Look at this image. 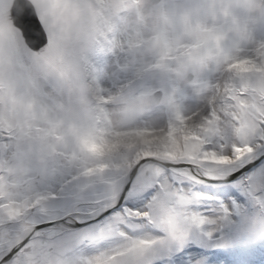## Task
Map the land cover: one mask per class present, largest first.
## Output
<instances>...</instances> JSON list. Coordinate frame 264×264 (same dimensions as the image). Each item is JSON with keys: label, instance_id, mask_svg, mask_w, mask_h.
Here are the masks:
<instances>
[{"label": "snow or ice", "instance_id": "obj_1", "mask_svg": "<svg viewBox=\"0 0 264 264\" xmlns=\"http://www.w3.org/2000/svg\"><path fill=\"white\" fill-rule=\"evenodd\" d=\"M0 264H264V0H0Z\"/></svg>", "mask_w": 264, "mask_h": 264}, {"label": "rangeland", "instance_id": "obj_2", "mask_svg": "<svg viewBox=\"0 0 264 264\" xmlns=\"http://www.w3.org/2000/svg\"><path fill=\"white\" fill-rule=\"evenodd\" d=\"M191 103H192L191 101H186L185 106H189ZM155 118H157L160 123H163L164 120L166 119V113L158 112L155 114Z\"/></svg>", "mask_w": 264, "mask_h": 264}]
</instances>
